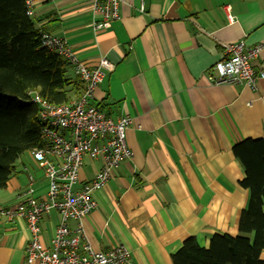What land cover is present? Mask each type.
I'll use <instances>...</instances> for the list:
<instances>
[{"label":"crops","instance_id":"crops-1","mask_svg":"<svg viewBox=\"0 0 264 264\" xmlns=\"http://www.w3.org/2000/svg\"><path fill=\"white\" fill-rule=\"evenodd\" d=\"M118 14L108 28L94 30L100 17L89 0H36L33 20L64 39L88 68L102 57L113 65L92 105L114 121H131L126 143L132 157L93 194L96 206L81 222L84 239L95 251L124 246L129 264H172L187 237L208 248L214 235L239 234L248 192L239 185L245 174L232 148L264 138V80L250 88L216 86L206 77L224 46L264 42V0H122ZM252 67L264 70V50ZM68 76L75 77L72 65ZM19 158L0 189V208L20 202L29 177L35 197L46 193L30 151L20 164ZM101 164L100 157L84 158L76 189ZM58 223L56 211L42 217L44 246ZM29 236L24 219L0 218V264H26Z\"/></svg>","mask_w":264,"mask_h":264},{"label":"built area","instance_id":"built-area-1","mask_svg":"<svg viewBox=\"0 0 264 264\" xmlns=\"http://www.w3.org/2000/svg\"><path fill=\"white\" fill-rule=\"evenodd\" d=\"M26 14L32 17L36 0H23ZM91 11L100 19L94 30L108 28L119 17L122 0H89ZM228 23L234 17L225 7ZM42 46L64 57L74 68L83 86L81 96L63 105H53L38 94L30 92V101L38 107L43 124L42 146L30 150L32 159L40 168L47 182L44 196L35 197L33 179L20 202L13 207H1L0 218L12 221L22 218L29 231L25 247L26 264H129L130 252L124 246L108 251H95L84 239L81 222L96 206L93 194L102 189L121 163L131 159L126 143V131L131 123L128 117L112 120L92 105L96 87L113 65L100 58L90 69L77 60L64 39L42 33ZM264 50V42L247 47L244 42L226 45L223 58L214 63L207 74V81L221 84L245 85L253 88L258 79L264 80V70L255 73L252 61ZM100 157L102 164L95 177L76 189L84 158ZM56 211L59 223L49 246L40 240L39 223L44 215ZM70 222L76 223L71 229Z\"/></svg>","mask_w":264,"mask_h":264},{"label":"trees","instance_id":"trees-1","mask_svg":"<svg viewBox=\"0 0 264 264\" xmlns=\"http://www.w3.org/2000/svg\"><path fill=\"white\" fill-rule=\"evenodd\" d=\"M42 33L26 14L23 0H0V189L14 173L17 159L43 143V124L29 93L63 105L83 92L78 77L68 76L70 63L42 46ZM232 153L245 174L239 185L248 192L239 234L214 235L208 248L187 237L171 256L172 264H264V138L236 144Z\"/></svg>","mask_w":264,"mask_h":264},{"label":"rangeland","instance_id":"rangeland-1","mask_svg":"<svg viewBox=\"0 0 264 264\" xmlns=\"http://www.w3.org/2000/svg\"><path fill=\"white\" fill-rule=\"evenodd\" d=\"M26 158H28V152H25V153H23L21 156H20V158H19V160H18V164H20V161H22V160H24V159H26Z\"/></svg>","mask_w":264,"mask_h":264}]
</instances>
